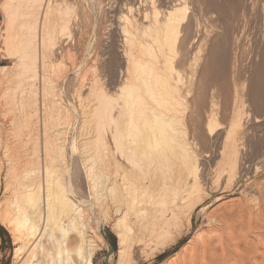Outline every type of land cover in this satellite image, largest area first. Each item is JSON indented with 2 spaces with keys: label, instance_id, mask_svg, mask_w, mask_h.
Segmentation results:
<instances>
[{
  "label": "bare ground",
  "instance_id": "obj_1",
  "mask_svg": "<svg viewBox=\"0 0 264 264\" xmlns=\"http://www.w3.org/2000/svg\"><path fill=\"white\" fill-rule=\"evenodd\" d=\"M202 1L205 2L140 0L144 9L140 19L138 16L118 17L124 57L133 67L127 65L123 70L125 73L119 81L117 91L108 94L103 89L105 86H100L101 80H95L91 75L90 80L87 79L88 76L81 79L83 83H80L81 88L76 94L75 113L79 122L77 133L80 141L76 151L81 167V171L77 172H81L78 175L85 178L88 186L90 200L85 204H88L91 216L86 207L83 208L84 202L78 201L72 195L73 192H70V184L68 187L75 175L72 176L71 160L68 161L65 151L67 141L63 136L72 116L68 118L65 111L68 107L63 109L55 101L57 104L52 110H57L53 113H58V117L56 119L52 114L51 117L55 118L53 137L57 143L48 150L49 163L45 170L48 181L44 184L39 182L27 161L23 163H26L24 170L21 168L22 172L17 173L19 175L13 174L19 179L15 188L18 197L14 199L21 201L16 206L13 203L18 215L14 214L18 217L11 216L12 221L9 219V224H13L15 241L22 243L16 249V258L22 260V255L26 253L28 258H24L25 263L30 264H95L96 256L101 250L100 244L104 246L103 231L107 227L118 239L116 252L108 253L110 255L105 259L107 264H155L158 259L173 251L179 242L186 241L192 234L194 219L199 220L203 216L210 227V230L208 227L206 229L209 235L203 232L206 234H203L205 238L202 234L198 239V235L190 238L184 244L188 246L184 247L179 258L176 257L178 261L172 262L173 264H264V253L260 252V249H264L263 182L256 184L259 194L255 195L258 197L253 194L251 198L246 191L250 197L249 200L245 198L247 202L241 199L242 202L239 200V203H230L232 205L229 207L222 204L225 209L222 207L224 211L222 209L220 214L206 213L211 203L236 194L242 186L241 182L247 179L248 170H254L255 177L262 170L256 165L257 159L253 155L256 152H245L248 144L243 141L248 136L234 130L224 132V120L228 121V115L225 116L227 109L223 108L226 105L222 107L220 98L223 94L220 91L218 94L219 89L211 90L209 111L205 112L207 122L205 128H202L203 102L202 98L198 99L200 95L198 97L197 93L202 92L204 76L211 73L218 64L220 51L218 45L212 44L208 48L212 43L210 37L214 34V38L215 33L205 26L206 20L216 23L219 19V2L208 0L206 8L207 2L202 6ZM13 2L15 1L11 3ZM160 3L165 6L164 10L159 9ZM245 3L247 12L244 10L246 13H242L240 17L246 27L249 25V29L257 27L261 42L254 45L245 61V67H256V72L240 85L242 100L239 109L244 111L248 108L252 114L259 115L257 110L264 107V0H245ZM197 4L203 7L201 15L204 22H201L202 18H196ZM16 11L17 9L15 12L7 11L2 45L6 57L12 59L11 67L15 66L22 73L29 62L25 51L33 46V37L27 36L31 35L30 32L28 34V25L18 22L20 12ZM132 12L133 8H128L127 13ZM201 33L203 38L198 41L197 37ZM197 41L196 51L192 53L190 49ZM217 43L224 45L220 41ZM18 46L22 50V56L19 57ZM206 52L205 63H200L202 53ZM199 67L204 70L198 71ZM83 89L88 90V97L81 94ZM227 93L228 90L225 97L230 99L231 96ZM196 94L198 98L190 102L189 98H194ZM56 99L58 100H54ZM204 107L205 105L203 109ZM249 110L244 112L248 114ZM243 115L238 121H234L236 117L231 118L234 119L231 127L240 125ZM254 117L257 118L256 123L261 121L259 117ZM9 134L12 136V133ZM253 136L250 134L249 137L254 138ZM208 145L214 150L218 149L215 153L219 155L218 161L209 162L208 167L206 164L207 172L213 169L214 174L209 185L204 182L206 170L202 167V150H207ZM8 148L15 149L12 146ZM211 149L207 150L209 154ZM7 153L9 157L10 154ZM14 161L9 159L10 166ZM16 166L18 165H13L15 169ZM262 166L263 164L261 169ZM251 173L253 171L249 174ZM245 194L242 197H246ZM91 217L97 221L95 224L98 223V226H92ZM201 226L202 223L197 232L204 230H201ZM255 229L258 230L253 236L256 238L255 242L248 241V234Z\"/></svg>",
  "mask_w": 264,
  "mask_h": 264
},
{
  "label": "rangeland",
  "instance_id": "obj_2",
  "mask_svg": "<svg viewBox=\"0 0 264 264\" xmlns=\"http://www.w3.org/2000/svg\"><path fill=\"white\" fill-rule=\"evenodd\" d=\"M12 1L15 2L11 3ZM139 1L140 0H119V1L118 0L115 1L114 0H0V29H1L0 30L1 32L0 33V83L2 84V86L0 84V102L2 104V105L0 104V129H1L0 130V144H1L0 145V218H1L0 264H30L28 262L25 263L26 259L24 258L27 257L26 253L22 255L23 256L22 260L16 258V253H15L16 249L19 246H21L22 243L15 241L13 234V224L12 225L9 224L11 223L12 218L14 216L15 218L18 217L16 216L18 215V213L16 212L17 210H15L14 208L16 206L15 205L16 203L21 202L18 198L17 200L16 198L14 199V197H18L15 188L19 184L18 183L19 179L18 176H16L17 177L16 178L13 174L15 173L20 174L22 172L23 167H25V164L26 163L28 164L29 162L30 164L29 166L36 173L35 177L38 178L37 180L39 182L41 181L43 184L48 181L46 178V171H45L49 163L48 150L54 147V145L57 143V141L53 137L54 135L53 133L55 130L53 128L54 127L53 119L55 118H52L54 116L56 117L57 116L56 114H58V113H53L55 111L57 112V110L54 111L52 110V108H55L54 106H56L57 104L55 101H57L59 106H62L63 109H65V107H68L65 110L67 112L66 115L67 114L69 115V116L67 115L68 118L72 116L70 120L68 119L70 121L69 126L66 134L63 136L66 138L67 141L65 142V146L67 147V148L65 147V151H67L66 153H67L68 161L71 160L70 162L72 166L70 165V162L69 165L72 172V176L73 174L75 175L73 176L74 179L72 177V180L74 181H70V183H68V187L70 184L69 190L71 193L73 192L72 195L78 201L81 200L80 202H84L83 208L86 207V210H88L89 212V207H87L88 204H85V202L87 203V201L90 200L88 195V186L85 181V178L83 176L79 177V175H81V172L80 174L77 172L78 170L81 171V167H79L80 160L78 159L79 156L76 151L78 150L79 148L78 145L80 144L78 143L79 131L77 130L79 128V122H78L77 114H75L77 112L76 94L79 92L81 88V84L83 83L81 82V79L83 80V77L85 79L86 76H88V78L86 77L88 80L92 79L91 77H94L95 80L98 81L101 80L100 86L101 87L102 85L103 87L105 86L103 89L105 92L107 91L108 94H114L113 92L117 91V87H119V81L122 79V75L125 73L124 72L125 69L128 66L133 67V64L127 62L124 57L123 51L125 49H123L124 45L121 35L119 37L120 33L118 27V17L121 15H127L129 17L138 16L137 18L140 19L142 17V14L144 13V9L142 8L143 6H141V3ZM218 2L219 3H218L217 12L219 19L216 22L217 24L215 22L214 23L213 22L210 23V21L207 22V20L205 21L206 24L204 23L205 26L214 30L212 31L215 33V37L212 38L214 34H212L213 36L211 35L210 41L212 43L210 42L211 44L208 45V48L212 46V44L218 45L217 47L220 48L219 49L220 51L218 52V64L215 65L214 70H211L212 71L211 73L204 76L203 79L205 80L202 79L203 80L202 90H201L202 92L197 93L198 97L199 95L200 97L198 98L196 94L194 98L190 97L189 99L190 102H192L194 99L196 100V98L198 99L202 98V102H203L202 111H201L202 126H203L202 128H205L204 127L206 126L205 122H207L205 118L206 117L205 112L209 111L208 103L210 104L211 90H213L214 88L219 89L217 90L218 94L219 91L220 94H223L221 95L223 97L220 98L221 103H223L222 107L223 105L224 106L226 105L227 107V108L223 107L224 110L227 109L225 116L228 115L227 116L228 121L227 119L224 120L225 121L224 132H227L228 130H234V132H239V133L244 132L248 136V137L246 136L247 138L244 139L243 141V143H245L246 145L248 144L245 152L246 153L249 152V154L256 152L255 154H253L257 159L256 165L258 164L260 170L262 171L259 173V175L255 177L254 170L251 169H250L251 171L248 170L246 174V176L248 175L247 179L245 178V181L241 182L242 186L236 192V194L228 196V198L226 196V199L222 201H218L217 203L214 202L211 203L210 207L206 209L207 215H212V213L214 214L216 212H218L216 214H220L222 211H224L225 205L229 207L233 203H239L241 199L242 201L247 202L245 198H248L249 200L250 197L251 198L253 196L258 197L257 195L259 194L258 192L259 190H257L258 188L257 185H259L262 182L264 183V181H262L264 179V172H263L264 107L261 108L263 110L261 109H259L260 111L257 110L256 113H259V115L258 114L254 115V113L252 114L248 108H245L244 111L248 112L249 110L248 114L250 115L245 113L242 109H239V105L242 100L241 99L242 96L239 94V89H241L240 85H242V83H244L248 77L250 78V75H252V73L254 74L256 72L255 71L256 67H245L247 63L245 61L247 60L248 53L252 50L254 45L258 43L260 44L261 36L259 35V33L257 34V27L253 26L254 27L253 30L249 29V25L246 27V23L240 17L241 15L247 12V7H246L247 5L245 3V0H218ZM204 3H206V5ZM204 3L202 6L205 5V7L207 8L208 7L207 4H209L208 0H205ZM15 5L18 8H13L16 7ZM163 6L164 5L160 3L159 9L164 10L165 6L164 7ZM195 6L196 7L198 6L197 8L198 10L195 7V12L198 13V15L197 13H195L197 16L196 18L198 17L200 19L202 18L201 22L202 21L204 22L203 17L201 15L202 14L201 9L203 7L200 6V4H197ZM130 7L133 8L134 13L132 12V14L127 13L128 8ZM14 9L15 10L17 9L16 12H20L18 16V22L19 23L23 22L26 25H28L27 28V30L29 29L28 34L30 32L31 35L29 34L27 36L33 37V39H31L33 40L32 41L33 46L27 49L28 50L27 52L25 51V55L29 57L28 58L29 62L27 67L21 71L22 73H19V71L16 70L18 68H16L15 66L11 67L12 59L6 57V54H4L5 52L3 50L4 41L2 40L3 37H5L3 34L4 32L3 28H5L6 25L5 23L7 22L8 12L9 11L15 12ZM214 19H215L214 21H216L215 17ZM202 38L203 35L201 33V35L197 37V40L201 41ZM235 38L238 39L236 40ZM198 41L193 46V48L190 49L192 53L196 51L195 49L198 46L197 45L199 43ZM219 41L222 42L224 45H222L221 43L219 45L217 43ZM19 48L20 47L18 46V50ZM21 51L22 50H19V53L17 55L18 57L22 56L20 55L22 54ZM207 52L202 53V59L200 63H203V61L205 63V57L207 55ZM223 61H225L227 65L223 63ZM130 64H132V66H130ZM202 68L200 69L199 67L198 71L201 70L203 71L204 69ZM25 69H27L26 72ZM85 71H86V75H85ZM15 73L18 75H15ZM60 73L61 74L64 73V74L61 75ZM89 75H91V77ZM206 80L207 82L205 83ZM10 81L13 82L11 83ZM204 84L210 85L212 87L206 86L209 87L206 88ZM83 90H82L83 93L81 92L83 96L84 94L85 96L89 95L87 89H85L84 91ZM227 90L230 93V94L227 93L228 95L231 96L230 99H227L225 97L226 95L225 93L227 92ZM55 98H58V100L57 99L54 100ZM226 100L229 101L227 102ZM3 104L7 106L5 107ZM227 104H229V107L227 106ZM204 105L205 107L203 109ZM1 106L3 107L1 108ZM56 109L58 108L56 107ZM69 110L70 112L68 113ZM243 112L246 116L243 115ZM241 114L243 115V120H241L242 123H240L241 126L235 125L231 127V121L234 122L236 120L238 121V118L241 119L242 117ZM251 114L259 117V120L261 121L256 123L255 120L257 118L252 116ZM49 118L51 121L49 120ZM231 118H235V120ZM10 121H13V123ZM9 133H12V136ZM250 134L251 137L254 134H256L257 136H253V137L257 140L249 137ZM247 141H249L251 144ZM14 144L18 146V148L16 146L17 149L15 148ZM251 145L253 147H251ZM11 146L12 148L15 149L13 150L8 148V147L11 148ZM206 146L205 148H207ZM5 148H7V150H5ZM208 148L211 149L212 147L208 145ZM208 148L207 150H209ZM248 149H250L251 151ZM12 150L13 152H10ZM207 150L206 149L202 150V152L204 153V154L202 153V167H205V169L204 168L203 169L206 170V173H204L206 174L204 175L206 177V178L204 177V182L207 183V185H209L214 177V174H213V169L209 170L208 168L209 171L207 172L206 168L208 167L209 162L212 163L214 161L215 162L218 161L219 155L218 154L216 155L215 153L218 149L214 150V148H212L211 150L214 151L212 152L210 150V154ZM7 152H9L10 158L8 157ZM211 152L215 154H212ZM257 153L259 154L258 156ZM9 159L13 161L16 159L17 160L14 161L15 163L12 162V165L10 166V163L8 162ZM17 162L18 164H16ZM24 162L26 163L23 164ZM262 164L263 166L261 169L260 166ZM13 165H18L16 166L17 169H15ZM11 167L12 169L14 168L13 170L16 172H13ZM252 171L253 174L251 173L250 175L249 173ZM14 177L15 180L14 179L12 180V178ZM246 191L250 197H248ZM242 194L243 195L245 194L246 197L243 196L244 197L243 198ZM13 203L15 206L13 205ZM230 203L232 204L230 205ZM222 204L225 205L222 206ZM222 207H224V209ZM86 210L84 209L85 213L87 212ZM14 212L16 213V215L14 214ZM89 215L91 216L90 212ZM202 218L205 219L206 217L202 216ZM202 218H199V220L194 219L193 224L195 225L193 226L192 234L186 241L179 242L177 247L173 251L158 259L155 264H169V263L173 264L174 262H177L179 255L184 250V247L186 248L188 246V244L187 246L184 244L190 238L194 237L195 235L196 236L198 235L197 238L196 236L194 237L198 239L199 237H201L199 235L201 234L203 235L204 233L209 235L208 230H210V227L207 225L206 219L204 220ZM9 219L11 221H9ZM202 220L205 221L206 223L203 222ZM91 221H92L91 222L92 226L93 225L95 227L98 226L97 225L98 223L95 224L97 221L93 220L92 217H91ZM201 223L203 225L201 226V230L203 229L204 230L197 232V230L199 229L198 226H200ZM255 230H252L254 233L250 232L251 234L248 232L249 233L248 235L250 236V237L248 236L247 238V240L249 239L248 241L251 240L255 242L256 238H254L253 236H255V232H258V230L256 231ZM103 232H104V246L102 243L100 244L102 246L100 252L96 256L95 264H105L106 263L105 259L108 253H114L117 250L118 239L116 235L107 227L104 228ZM195 233H199V234H195ZM211 233L213 234V232ZM214 233L217 234V232ZM204 235L203 237L205 238ZM241 250H243V247L241 248ZM260 252L264 253V249L262 250L260 249ZM176 257L178 258L176 259Z\"/></svg>",
  "mask_w": 264,
  "mask_h": 264
}]
</instances>
